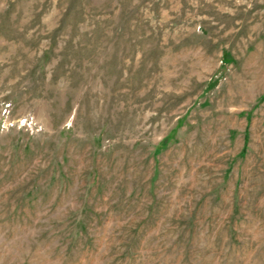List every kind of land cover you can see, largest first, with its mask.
<instances>
[{"label": "rangeland", "instance_id": "374dc122", "mask_svg": "<svg viewBox=\"0 0 264 264\" xmlns=\"http://www.w3.org/2000/svg\"><path fill=\"white\" fill-rule=\"evenodd\" d=\"M0 264H264V0H0Z\"/></svg>", "mask_w": 264, "mask_h": 264}]
</instances>
